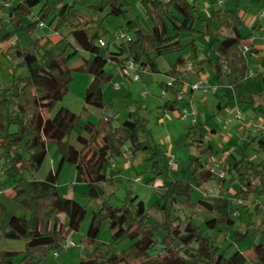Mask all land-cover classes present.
I'll return each mask as SVG.
<instances>
[{
    "label": "trees",
    "instance_id": "1",
    "mask_svg": "<svg viewBox=\"0 0 264 264\" xmlns=\"http://www.w3.org/2000/svg\"><path fill=\"white\" fill-rule=\"evenodd\" d=\"M4 1L0 0V11L6 9ZM57 1L19 0L12 4L6 9L9 19L0 18V42L13 40L15 35L23 32L30 36L36 27L40 24L45 25L52 16L57 21L55 27L49 25L53 33L59 34V28L69 23L72 27L70 34L75 44L92 56L91 60H86L81 65L80 70L92 76L84 102L98 109L104 108L102 88L112 81V76L105 71L106 63L123 65L132 61L143 68H148L149 72L157 73L155 60L160 56L180 52L186 46L180 40V33L194 32V22L199 18L194 0H137V5L143 7L145 15L151 21L150 26H144L142 22L127 18L125 0H100L98 10L108 9L107 15L124 17L125 28L134 34V39L121 44L117 52H108L103 57L102 48L97 44L98 40H102L98 31L95 29L94 33L90 34L88 25L71 15L72 6L63 5L55 15L58 9ZM39 3H42V7L35 17L36 20L28 26H23L22 18L30 16L31 8ZM201 22L204 24L205 33L210 36L209 50L214 59L206 58L200 61L197 75L204 73L207 65L216 73L218 79L222 78L224 70H227L228 86L235 87L240 81L245 80L249 70L246 57L240 50V41L244 39L240 33V18L236 11L218 9ZM170 26L175 32L174 35H171ZM223 31L230 32V35H223ZM41 39L33 40L24 52L17 45L11 46L8 55L14 62L18 61L17 68L26 70V76H14L11 86L0 93V158L4 160L3 166H0V175L3 173L14 181L13 199L30 214L28 218L11 216L4 220L5 209L0 205V240H24L26 243L19 264H42L41 257L46 252L62 251L67 235L79 229L85 216L84 207L72 199L63 198L55 188L56 178L63 163L74 165L75 182L88 186L87 195L90 199H99L103 194L100 185L110 182L111 177L116 174L112 167L113 159L121 156L125 142H129L128 150L132 155L138 150L147 149L146 144L139 141V132L144 131L145 127L136 112L129 113L128 118L119 127L114 126V119L108 115L103 116L97 125L82 124L81 129L85 136H77L75 145L64 142L79 124L78 117L64 108L53 115L51 112L67 93L71 74L66 67V59L53 49H43L40 45ZM191 45L192 53L187 59L189 62L196 59V48L193 42ZM187 60L182 56L176 59L167 73L168 78L174 79V82L171 86L164 84L163 91H170L175 95L178 93L185 81V75L189 72L185 70ZM176 105L177 102L167 101L163 109L174 111ZM7 122L16 125L17 130L10 133ZM24 141L27 156L19 152ZM253 142L264 151L263 138L255 136ZM52 143L58 145L61 156L57 171L49 172L42 182L25 179L23 174L25 170L33 172L39 170L46 157L47 147ZM212 151V147L207 145L204 153L210 154ZM226 166L227 173L237 174L239 188L234 192L232 199L249 201L264 196L263 162L245 164L244 159H241L234 160L232 165L226 161ZM108 168L111 169L110 178L107 177ZM190 168L193 169L197 187L210 181L218 182L220 187L216 198H200L197 204L208 215H212L214 211L218 214L217 217L204 221L207 229L214 230L222 223L226 226L232 225L234 220L229 216L228 208L224 204L227 179L218 180L213 177L200 158L193 159ZM165 188V197L174 203L191 206L192 191L185 179L175 180L165 185ZM3 190L0 180V193ZM175 196L183 198L185 202L177 200ZM258 209L259 206H255V210ZM166 218L164 216L162 221L167 220L162 226L165 231L162 244L167 252L166 256L159 262L149 263L143 261V258L157 242L155 239L157 226L147 215L143 202L138 201L137 196L127 195L122 207L104 204L99 212L93 213L83 242L94 244L100 222L105 219L113 243L122 240L134 243L128 252L121 255L103 253L97 248L84 255L79 264H186L185 258L192 264H201L203 260L208 264L246 263L240 252H235L229 257L217 253L213 243L202 237L189 219L175 225ZM243 237L237 234L236 241ZM192 243H196L197 248H192ZM252 253L254 258L251 264H264V243L254 245ZM15 255L14 252H1L0 264H13Z\"/></svg>",
    "mask_w": 264,
    "mask_h": 264
},
{
    "label": "rangeland",
    "instance_id": "2",
    "mask_svg": "<svg viewBox=\"0 0 264 264\" xmlns=\"http://www.w3.org/2000/svg\"><path fill=\"white\" fill-rule=\"evenodd\" d=\"M19 0H14L12 4ZM190 1V0H187ZM192 1V0H191ZM222 4L219 6L218 2ZM100 0H63L57 1V11H60L63 5L72 6L71 15H74L81 22L88 25L89 33L93 34L96 29L99 37L107 44V47L101 49L103 57L108 52L114 53L119 50V46L124 40L119 39L118 35L127 33L129 39H134V34L125 28V18L107 15L108 9L98 10ZM127 18L131 21L142 22L144 26H150L151 21L145 15L141 5H137V0H125ZM198 8V17L194 22L193 32L180 33L182 44L186 45L180 52L170 53L158 57L157 73L149 72L144 68L139 72V82L135 83L128 77L120 76L121 80L111 81L102 88V98L104 108L98 109L85 104V94L89 87L92 76L81 71L80 67L86 60H91L92 56L83 52L73 41L71 37V25L67 23L59 28L61 42L57 45L53 43V38L46 39L47 43L41 45L43 49L54 50L66 59V67L70 70L71 81L67 86V93L62 101L57 103L52 115L59 109H67L70 113L76 115L79 124L76 125L70 137L64 142L75 145V138L83 135L82 124L91 123L97 125L100 119L105 115L113 113L114 126H121L128 118L129 113H137L144 124L145 130L139 132V141L146 144V150H138L131 159L124 158V153L129 149V142H125L121 149V156L113 159L116 173L111 177L110 171L107 170V177L112 178L110 182L101 184L100 188L103 194L99 199H90L87 195L88 186L85 183L75 182V166L63 163L56 178L55 188L58 193L65 199H72L85 208V216L77 231L67 235L66 241L73 243L74 247L57 251L58 256L54 257V250H50L41 257L42 264H79L80 259L99 248L103 253L121 255L128 252L134 242L122 240L118 243L112 242L111 233L108 228V222L102 219L99 231L94 244L83 242L85 235L90 226L93 213L101 210L104 204L112 207H122L127 195L130 197L137 196L138 201H142L147 215L154 221L157 226L155 239L157 242L154 247L149 249L144 256L145 262H159L166 256V250L162 244L165 231L162 229L166 216L168 221L174 222L175 225L189 219L197 228L199 234L208 238L216 248L217 253H222L225 257L231 256L235 252H240L246 259L245 264H251L254 256L252 248L254 245L264 243V210L259 207L255 210L253 204L246 206H234L232 198L234 192L239 188L237 183V174L227 173V185L225 191L226 199L224 204L227 206L229 216L234 220L232 225L226 226L224 223L218 225L214 230L207 229L204 221L207 218L217 217V212L212 215L206 214L199 206L198 201L202 198V192L209 188L211 182L196 185L193 178V169L190 163L195 158H200L201 162L207 169L209 164L218 163L221 167H227L226 161L233 164L234 160L244 159L245 164L264 163V151L253 142L255 134L251 126L247 125L245 120H252L256 126L264 125V18L258 21V16L264 14V0H194ZM42 3L34 5L31 8L30 16L22 18V25L28 26L36 20ZM221 9L222 11H236L241 21L240 33L244 37L240 41V50L243 45L251 48V53L246 55L249 70L256 72L258 66L261 67L254 77L248 80L240 81L235 87H229L226 78L227 70H224V76L217 78L216 73L208 65L205 72L201 73L202 79L191 77L190 83H196L200 80L208 81L212 86L217 87L216 92L195 91L192 95L193 102L189 107L185 102H177L178 108L189 107L191 119L192 110L196 113V125L190 124L189 121L178 117L177 109L174 111H165L162 100L163 93L166 94L168 101L176 102V95L170 91H163V85L169 83L167 73L175 64L176 59L182 56L185 60L192 53L191 42L196 48V59L192 61L191 72L199 71V62L209 58L214 59L210 54L209 44L210 36L205 33V27L201 20L210 17L212 12ZM69 10V9H68ZM0 18L7 20L8 10L0 11ZM77 24V22H74ZM57 25L56 18L52 16L43 28L36 27L31 35L25 32L13 37L17 46L25 47V51L33 40L48 37L51 32L49 25ZM12 28V26H10ZM171 35L175 32L170 26ZM58 34V35H59ZM223 35H230V32H222ZM57 35V37H58ZM11 40L0 42V93L6 90L13 83L14 76H26L24 68L12 67V71L7 73L5 62L14 65V61L8 55ZM2 52V53H1ZM189 62V60H187ZM114 64L106 63L105 71L112 77L117 76L114 70ZM4 69V70H3ZM113 84L120 85V89L115 90ZM181 89V88H180ZM186 92V91H185ZM187 93V92H186ZM145 94L144 96H142ZM188 94V93H187ZM184 103V104H183ZM220 103L221 108H218ZM253 109H251V106ZM192 107V109H191ZM239 110L242 114V121L233 120L226 124L225 121L233 114L234 110ZM11 111V110H10ZM6 117L8 118V112ZM190 119V117L188 118ZM7 129L10 133L17 130V126L7 122ZM199 138L200 140H198ZM202 141V142H201ZM25 141L22 142L19 152L27 156ZM210 145L212 153L205 154L204 150ZM159 150V151H156ZM60 153L57 144L52 143L47 147L46 157L37 172L31 170L24 171V178L27 180L44 181L49 172H56L60 163ZM170 158L175 160L172 167L168 165ZM4 160L0 158V166H3ZM2 173V172H1ZM140 182H135V179ZM185 179L189 183L192 191L191 206L186 207L179 203H174L170 198L165 197V185L178 179ZM0 180L4 190L0 193V203L5 209V219L11 216H30L24 207L14 201L13 198L4 195L7 191L12 190L14 181L4 175H0ZM233 182H230V181ZM219 190L213 192V196H218ZM175 198L181 202L185 200L179 196ZM260 201L264 196L257 197ZM253 199V198H252ZM250 199V200H252ZM160 207V208H159ZM236 208L237 210H233ZM166 211V212H163ZM165 213V214H164ZM167 214V215H166ZM64 221V220H63ZM237 234L244 237L236 241ZM24 240H0V253L3 251L16 253L13 264H19L25 251ZM192 248H197L196 243L191 244ZM40 259L39 256H36ZM186 259V264H192ZM125 264V263H121ZM201 264H208L203 260Z\"/></svg>",
    "mask_w": 264,
    "mask_h": 264
},
{
    "label": "built area",
    "instance_id": "3",
    "mask_svg": "<svg viewBox=\"0 0 264 264\" xmlns=\"http://www.w3.org/2000/svg\"><path fill=\"white\" fill-rule=\"evenodd\" d=\"M12 2H13V0H5L4 3H3L4 8H6V9L10 8L12 6ZM221 4H222V2L219 1L218 5L220 6ZM263 18H264V14H260L258 16L257 20L261 21ZM43 27H44L43 24L39 25V28H43ZM118 38L124 40V42L129 40V37H128L127 33H125V32L120 34V35H118ZM97 44L101 48L106 47V44H105V42L103 40H98ZM241 52H242L243 56L246 57V55L251 52L250 46L243 45V47L241 49ZM17 63H18V61L14 62V65L16 66ZM114 66H115L114 70L117 72V74H119L120 76H123V77H128L135 83L139 82V77H138L137 74L135 75L134 72H139L140 70L144 69L139 64L134 63L132 61H128V62H126L123 65L114 64ZM191 67H192V62H187L186 66H185V70H190ZM259 71H261V67L260 66H258L256 68V72H254L252 70H248L245 79H249V78L254 77ZM173 82H174V79L169 78V83H167V85L171 86V84ZM113 88L115 90H118V89H120V85L113 84ZM188 89H189L190 93L187 94L185 91H187ZM195 91H202L204 93H207L209 91L210 92H216L217 91V87L216 86H212L206 80H200V81H198L196 83L187 82V75H185V81L183 83V87L176 94V102H185L186 101L187 105L191 106V104L193 102L192 94ZM144 95L145 94H143L142 96H144ZM162 100L164 102L168 101L165 93H163V95H162ZM191 115H193L194 118L191 119L190 112H188V109L186 107L181 108V109L178 110V117L179 118L184 119V120H188L190 122V124L195 126L196 123H197V118L195 117L196 113H195L194 110H192ZM113 116H114L113 113H110V115H108L109 118H113ZM189 117H190V119H188ZM233 120L242 121V114L237 109L234 110L233 114L229 117V119L227 121H225V123L229 124ZM245 121H246L247 125L251 126L252 131L255 134H257V136H259L260 138L264 139V125L263 126H256L252 120H245ZM123 157L127 158V159H131L133 157V155H132V153L129 150H127L124 153ZM174 163H175V160L173 158H170L169 161H168V165L170 167H172L174 165ZM112 167H114V164H112ZM207 170L216 179H218V180H226V176H227L226 168L225 167H221L218 163L209 164ZM135 182H140V180L137 178V179H135ZM210 182L211 183L209 185V188L201 193L202 194V198H216L217 197V196H213V192L219 190V188H220L219 184L216 181H210ZM232 204L234 206L239 205V206H242V207L246 206L247 204L248 205L249 204H253L254 206H259L260 208H262L264 210V200L260 201L258 198H254V199L249 200V201L232 199ZM73 247H74V244L73 243H69L67 241L62 245V249L63 250H67V249H70V248H73ZM57 256H58V253H55L54 257L56 258Z\"/></svg>",
    "mask_w": 264,
    "mask_h": 264
},
{
    "label": "crops",
    "instance_id": "4",
    "mask_svg": "<svg viewBox=\"0 0 264 264\" xmlns=\"http://www.w3.org/2000/svg\"><path fill=\"white\" fill-rule=\"evenodd\" d=\"M57 35L58 34H56V33H51V34H49V36L47 37H44V39L40 42V45H44L45 43H47L46 41V39H48V38H53V43L54 44H57L61 39H60V35H58V37H57ZM17 45V42H16V40H11V43H10V48H11V46H16ZM21 48V50H22V52H24L25 51V47H20ZM2 53V52H1ZM251 53V52H250ZM5 65H6V71H7V73L9 72V71H12V67H14L15 65H10V68H9V64H8V62L6 61L5 62ZM16 67V66H15ZM4 70V69H3ZM199 70H200V68H199ZM197 73H198V71L196 72H191L190 73V70H189V72H188V74H187V82H190V79H191V77H194L195 79L196 78H198V80L199 79H202L203 77H200V75H197ZM116 80H121V78H120V76H119V74L117 75V76H115V77H112V81H116ZM245 80H248V79H245ZM183 87V86H182ZM181 87V88H182ZM187 93H190V91H189V89L186 91ZM193 95V94H192ZM184 104V103H183ZM251 106V109H253V106L252 105H250ZM186 107V106H185ZM190 107V106H189ZM189 107H186L187 109L189 108ZM182 108H184V107H182ZM218 108L220 109L221 108V106H220V103H218ZM176 109H177V111L180 109V108H178V104L176 105ZM175 109V110H176ZM191 109H192V107H191ZM113 118H114V116H113ZM188 120H186V122H187ZM83 136H85V134H83ZM225 187V186H224ZM2 194H0V196H1ZM4 195H6V196H9V197H11V198H13V196H14V193H13V191L11 190V191H7L6 193H4ZM0 205H1V203H0ZM6 213V212H5ZM5 213H4V220H5ZM7 220V219H6Z\"/></svg>",
    "mask_w": 264,
    "mask_h": 264
}]
</instances>
